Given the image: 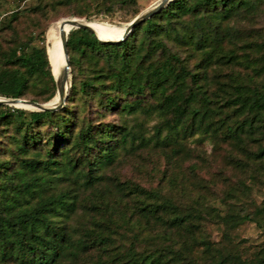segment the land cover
<instances>
[{"label":"trees","instance_id":"1","mask_svg":"<svg viewBox=\"0 0 264 264\" xmlns=\"http://www.w3.org/2000/svg\"><path fill=\"white\" fill-rule=\"evenodd\" d=\"M263 7L264 0H174L118 43L72 27L65 104L55 110L0 104V264H91L93 253L114 243L119 253L99 254L93 264H264V243L243 255L229 237L246 222L264 229V203L250 211L233 202L223 216L208 202L211 180L185 192L169 184L165 193L163 183L151 188L130 179L113 191L108 174L122 151L150 146L170 149L172 161L184 152L205 162L209 139L237 144L264 169V46L242 28ZM144 9L139 0H114L101 8L105 19L85 20L105 26L104 39H119L129 24L120 23ZM10 14L0 24L12 34L0 40V97L57 99L48 53L64 22L48 37L51 24L40 31L38 44L19 36L20 11ZM211 68L228 69L212 93ZM139 113L161 120L148 131L134 119ZM250 189L245 185L242 196ZM116 192L132 198L133 217L120 215ZM213 216L225 224L219 241L200 226ZM144 224L156 227L151 238Z\"/></svg>","mask_w":264,"mask_h":264},{"label":"rangeland","instance_id":"2","mask_svg":"<svg viewBox=\"0 0 264 264\" xmlns=\"http://www.w3.org/2000/svg\"><path fill=\"white\" fill-rule=\"evenodd\" d=\"M111 1L114 0H73L72 2H65V0H0V24L6 18L5 15L9 14L10 16V13L19 10L21 13V19L17 24L19 36L27 40L33 39L35 43L41 44L36 37L46 26L51 24L47 30L48 37L50 30L58 22H65L66 20L63 18L66 17H80L79 14H83V17L80 18L86 19L87 16H93L105 19L100 11L105 4ZM139 1L145 7V9L140 12L142 13L153 6L158 0ZM39 5L40 9L36 8ZM129 22L120 24H126ZM110 24L120 25L114 23ZM103 27L104 29L106 28L105 26ZM242 28L244 30H249L246 32L247 36L261 42L264 46V7L258 17H255V19L251 21H245L242 24ZM11 37V33L9 34L5 30L0 31V40L7 41L11 39ZM63 38L64 34L60 33L55 50L51 55L48 53L54 71L55 64L52 61V55L58 51L57 48L59 44L63 47ZM61 51V65L64 71V47ZM227 71V68H222L221 70L211 68L209 70L208 78L210 81L209 87L211 93L217 87L218 81L226 80L225 73ZM55 101L56 98L54 97L53 100L47 103L56 104L57 102ZM146 102L149 104L154 103L155 101L154 99L149 98ZM17 106L32 108L23 104H18ZM134 119L141 123H145L148 131H151L152 126L161 120V118L157 116L147 117L143 113L137 114ZM195 145L196 144H193L192 141L189 144V146ZM204 145L210 157V159L205 160V162L203 161L204 158L199 160L196 159L195 154L184 152L180 153V156L178 155L175 161H172L165 155V151L170 152V149L162 150L154 146L135 150L133 152L122 151L118 161L108 170V174L110 175L109 183H111L113 191L117 190L114 187L115 184L130 179L137 180L144 186L151 188L163 183L166 185V188L164 189V192L166 193L169 184H175L176 186H173L175 189L185 192L189 190V187L193 186V183L196 186L198 183L204 186V184H207V181L209 182V180H211V187H209V189L205 188V193H208V202L213 206L214 212L221 213L224 216L229 211V208L233 206V202H235V206L239 209L244 207L250 211H254L258 206L261 208V204L264 203V169L260 163L247 159L245 157L246 155L243 154L244 150L235 143L228 145L222 141L209 139L206 140ZM186 150H189L187 146ZM230 156L242 159L243 166L241 167V165L237 164L238 161L236 163H231L233 158ZM256 168L260 169L258 174H255L254 172V169ZM254 174L258 176L256 179L257 181H254L255 179H253ZM245 185H250L251 189L242 196V191L245 189ZM231 192L235 193V196H229L228 194ZM110 195L108 197H110ZM120 195V192H116V196H118L116 204L120 215L121 213H125L127 214V217H133V211H135V208L133 207L132 198L122 197ZM240 195L242 197H239ZM113 197L115 196L113 195ZM83 217L82 221L85 223L90 221L88 215H83ZM77 220L81 219L76 218V221ZM120 224H122L121 218ZM200 226L203 230V234L210 239L214 241L222 239L225 224L219 222L218 218L214 216L212 218L206 217V220H203L200 223ZM144 228V236L148 238H151L157 230L154 225L146 226L144 224ZM229 237L232 243H230V246L234 247L235 252L241 251L244 252L243 255H249L250 253H247V250L254 251L256 250V246L264 243V229L259 228L255 222H246L232 230ZM118 246V243H114L110 248L111 250H108L103 254L100 252L93 253V262H91V264L96 261L98 262L97 258L99 254H102L103 258L107 259L111 254L119 253ZM200 257L205 259L204 256ZM200 261L203 264L207 263V261Z\"/></svg>","mask_w":264,"mask_h":264},{"label":"water","instance_id":"3","mask_svg":"<svg viewBox=\"0 0 264 264\" xmlns=\"http://www.w3.org/2000/svg\"><path fill=\"white\" fill-rule=\"evenodd\" d=\"M174 0H160L157 4L151 6L150 8L146 9L142 13L138 14L131 22L130 25L126 27L125 35L117 40H107L100 38L97 33L88 26L87 22L88 20L84 21V18H78V17H67L63 18L66 20L69 24L74 25L73 27L77 28H87L95 33L98 39L102 40L103 42H110V43H118L126 39V37L131 33L134 27L137 25L145 22L149 18H151L153 15L159 13L161 10H163L168 4H170ZM69 33V32H68ZM64 35L63 38V47L65 51V57H66V66L61 74L60 77H56L55 74V80L57 84V95L59 98V101L56 104L49 105L46 103H39L36 101L23 99V98H6V97H0V104H8L12 106H17V104H24L31 106L32 108H36L38 110H55L61 108L65 104V99L67 97V93L70 86V61H69V54H68V48H67V35Z\"/></svg>","mask_w":264,"mask_h":264},{"label":"bare ground","instance_id":"4","mask_svg":"<svg viewBox=\"0 0 264 264\" xmlns=\"http://www.w3.org/2000/svg\"><path fill=\"white\" fill-rule=\"evenodd\" d=\"M159 1H160V0H158V1H157L156 3H154L153 5L157 4ZM84 21H85V19H84ZM130 22H131V21H130ZM130 22H129L128 25H130ZM85 24H87L88 26H90L91 28H93V30L97 33V35H98L100 38H102V39L106 38L105 29H104V27H103L102 25L96 24V23H94L93 21H89V22H87V23H85ZM128 25L125 26V31H126V27H127ZM73 26H74V25H71V24H69L67 21H65V22L63 23V25H62L61 33L64 34V35H66V34L69 32V30H70ZM55 35H56V34L51 35L48 39H49V40L52 39ZM124 35H125V33H124ZM119 39H120V38H119ZM107 40H117V39H107ZM57 49H58V51H56V52L52 55V61H53V63L55 64V71L53 70V68H52V70H53V73L55 74L56 77H60L61 74L63 73V69H62L63 67H62V65H61V63H62V51H61V49L63 50L62 45L59 44V46H58ZM64 52H65V51H64ZM50 62H51V58H50ZM65 66H66V64H65ZM58 101H59V98H58V96H57V99H56L55 102H58ZM48 104H49V103H48ZM17 105H18V104H17ZM23 105H24V104H23ZM49 105H53V104H49ZM27 106H28V105H27ZM30 107H31V106H30Z\"/></svg>","mask_w":264,"mask_h":264}]
</instances>
